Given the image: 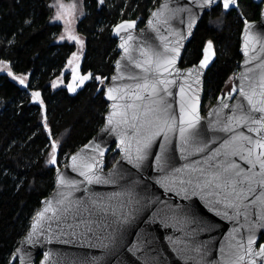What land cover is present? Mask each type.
Returning a JSON list of instances; mask_svg holds the SVG:
<instances>
[{
    "label": "water",
    "instance_id": "obj_1",
    "mask_svg": "<svg viewBox=\"0 0 264 264\" xmlns=\"http://www.w3.org/2000/svg\"><path fill=\"white\" fill-rule=\"evenodd\" d=\"M252 1L261 4V11L257 21L248 22L251 25L248 34V56L246 57L243 51L244 24L239 37L241 60L238 71L231 81L230 90L225 96L220 94L205 114L202 113L204 79L207 70L216 59L214 47V54L208 66L203 69H200L199 65L204 58V48L208 42L196 64L181 67L180 61L204 14L213 6L221 5L224 9L223 0H215L203 8L197 5L196 0H160L142 26L138 25V20L128 19L112 27L111 34L117 40L118 55L113 62V72L103 88V99L108 104L103 122L97 132L70 154L62 166H58L57 163L51 164L54 168V188L42 199L10 263L17 261V264H219L222 249L227 259H234L236 254L247 251L249 229L244 216L233 217L231 209L217 203L218 199H223L226 195L220 189L196 187L199 173L193 170L201 167L208 170L210 164L214 165L216 161L224 159L223 156H218L216 161L208 159L214 151L221 149L224 140L231 135L221 131V125L217 123L232 115L230 108L221 106L228 104L231 107L241 102L247 107V101L240 96L239 86L242 82L247 85L248 81H242L241 76H257L258 66L264 63V0ZM237 2L238 0H235V3L229 5V9L224 10L236 8ZM164 3L168 4L169 9L191 8L192 14L197 17L191 30L188 28L187 11L165 10L164 17L167 18V23H156L152 13L160 10V5ZM149 20H153L151 27ZM126 21H134L135 27L123 30L117 35L115 27ZM129 35L134 39L128 40ZM181 37L183 39H180ZM177 41L180 54L176 58V64L169 70L171 75L164 73V76L174 83L168 86L171 95H166L164 99L171 106L170 112L178 118L181 87L184 88L186 96L195 95L198 98L197 111L200 120L193 130L196 134L195 142L185 148L178 130L169 133L167 141L161 134L155 137L151 147L146 150L145 159L137 166L135 162L137 145L131 136L132 130L126 129L128 136L126 143L122 145L120 143L122 132L111 131V126L106 120L113 111L111 107L113 103L123 104L132 101L129 97H125L124 100H108L107 89L109 87L118 89L119 91L113 93L114 96H120L122 92L131 94L137 91L135 84L143 81L130 80L129 76L133 74L142 76L143 73L130 62L128 56L135 60H143L144 57L139 52L140 47H150L154 51L162 52L166 45L175 47ZM121 43H126L129 47L128 54L120 48ZM189 69L194 70L191 75ZM197 72L199 83H196ZM88 76L90 79L83 84H77V90L91 81L92 75ZM70 84H76L73 74L70 76ZM234 86L237 89L235 92L232 91ZM135 103L143 105L147 103V99ZM236 130L253 137L257 135L249 133L244 126H239ZM129 143L132 162H129L123 151ZM162 143L166 145L163 153L160 147ZM97 146L103 151L102 156L100 151L95 150ZM198 146H203L204 150L199 151ZM111 151L117 154V158L110 167H107L106 159ZM78 153L84 158L95 157L99 161L95 172L102 178V182L88 184L79 175V171L72 168L71 157ZM157 156L162 157L160 162L157 161ZM231 160L245 170L249 167L239 155L231 157ZM58 174L68 181H75V187L58 185ZM181 179L185 182L181 183ZM189 179L193 181L191 184L187 183ZM69 202L70 211L66 212L65 208L69 207ZM46 208L49 211L45 212ZM225 211L228 212L227 216L224 215ZM37 213H43V217L34 220ZM250 219L255 221L256 217L252 216ZM34 222L38 227L29 241L28 235ZM255 233L257 239L252 247L254 252L258 253L260 247L258 243L264 236V228L256 229ZM240 244L244 245L243 250L240 249ZM249 259H255L256 264H264V259L259 256L251 258L245 256L242 264H249Z\"/></svg>",
    "mask_w": 264,
    "mask_h": 264
},
{
    "label": "trees",
    "instance_id": "obj_2",
    "mask_svg": "<svg viewBox=\"0 0 264 264\" xmlns=\"http://www.w3.org/2000/svg\"><path fill=\"white\" fill-rule=\"evenodd\" d=\"M50 2L0 0V61L9 63L13 76L25 79L22 87L9 71L0 73V264H17L10 263L11 257L42 199L54 188V168L48 163L53 142L57 164L62 166L103 122L108 107L103 88L118 55L112 27L128 19L142 26L160 0H104L103 4L83 0V16L75 29L83 40L78 68L92 79L74 91L68 87V61L76 45L57 41L62 26L52 22ZM259 13L260 5L239 0L237 8L229 11L213 6L199 22L180 66L196 64L205 44L213 43L216 59L204 79L203 114L237 73L241 29L245 20H257ZM34 91L40 93L39 100L33 99ZM116 158L111 151L107 167Z\"/></svg>",
    "mask_w": 264,
    "mask_h": 264
},
{
    "label": "snow or ice",
    "instance_id": "obj_3",
    "mask_svg": "<svg viewBox=\"0 0 264 264\" xmlns=\"http://www.w3.org/2000/svg\"><path fill=\"white\" fill-rule=\"evenodd\" d=\"M215 0H196L199 7L203 8L205 5H210L214 3ZM103 4L104 0H100ZM235 3V0H223L224 9H229V5ZM50 7H56L57 11L55 14V20H62L66 25L65 32L67 39L76 41L77 44H82L83 42L73 34L71 28L69 27L72 23V17L74 15L76 5L64 4L62 0H57V3L50 5ZM165 10L169 12L176 11H187L189 13V24L188 28L191 30L192 26L195 24L197 17L192 14L191 8L187 9H169L168 4L164 3L160 5V10L153 12L152 17L156 18V23H167V18L164 17ZM164 17V19H161ZM153 25V20H149V26ZM135 27L134 21H126L117 25L114 29L115 33H119L126 29H132ZM251 25L245 20V35H244V45L243 51L245 56H248V34ZM65 37L62 35L60 37L63 40ZM134 39L133 36L129 35L128 40ZM180 39H183L181 37ZM120 48L123 49L125 54L129 53V47L126 43H121ZM140 55L144 57L143 60H135L133 57L128 56L130 62L135 64L137 69H141L143 75L137 76L136 74L130 75V80H142V83H136L135 88L137 91L129 94L128 92H122L120 96H114L113 93L119 91L116 88L109 87L107 89V99L111 101L124 100L125 97H129L132 101L131 103L117 104L113 103L111 105L113 111L106 117L107 124L111 126V131L122 132V138L120 143L123 145L126 143V137L128 132L126 129H131V136L136 142V155L135 162L139 166V162L143 161L147 155V149L151 147L155 137L163 134L165 141L168 140L169 133H175L177 130L179 132V138L185 148L193 145L195 142V135L193 130L199 123L200 117L198 115V98L193 96H186L185 90L181 87V102H180V115L177 118L170 112V105L166 102L164 97L166 95H171L169 91V85L174 83L164 76V73H170V69L176 64V58L180 54V46L177 41L175 47L165 46L164 50L154 51L150 47H140ZM213 43L209 41L204 48V58L200 61V69L208 66L209 60L213 55ZM78 59L75 53H73L72 59L68 61L72 64L73 60ZM0 64H4V61H0ZM78 65L72 68L73 80H78L80 84L84 81L90 79V76L84 75L80 76L77 73ZM259 73L257 76H247L242 75L241 80H247L248 83L245 85L243 82L239 86L240 96L247 101V107L238 102L231 107L228 104H223L222 108H230L232 115L227 116L224 121H218L221 125L220 130L225 133H231L228 139L224 140L221 145V149H217L212 153L208 159L210 161H216L218 156H223V160H218L216 163L210 164L209 169L197 168L193 171L199 173L196 180V187L201 189L214 188L220 189L222 192L226 193L223 199H218L217 203H222L226 209L232 210L233 217L244 216L246 225L249 229L248 237V247L246 252H241L235 255L234 259H227L224 257L223 249L221 261L219 264H242L245 256L249 258L253 256H259L264 259V244L259 247V252L256 253L253 250V244L255 243L257 237L255 230L258 228H264V63L258 66ZM193 69H189V74L193 73ZM252 71V70H249ZM9 76H13L11 71L8 72ZM13 79H18L20 84L25 83L24 78L13 76ZM97 81L102 82V77H95ZM115 80V77H113ZM196 83H199V72L196 73ZM52 87H56V83L53 82ZM69 91H74V85L70 84ZM237 89L234 86L232 91L235 92ZM163 93V95H161ZM146 94V95H145ZM34 100H39L40 93H32ZM147 103L141 105L135 103V101H145ZM129 110H131V116H129ZM124 126V128H122ZM239 126H244L247 128L249 133H256L255 137L251 135H245L242 131H237ZM52 154L48 160L49 164H56V150L57 143L52 144ZM161 152L166 150V145L161 144ZM100 151V155H103V151ZM199 151H203V146H198ZM124 154L132 162L133 157L131 154V144H128L124 150ZM239 155L240 159L245 161L249 165L248 169L245 170L239 164L231 160V157ZM72 168L79 171V175L87 181L88 184L93 182L100 183L102 178L96 174L95 167L99 161L95 157L84 158L81 154H76L71 157ZM162 160L161 156H157V161ZM91 161V162H90ZM215 168L216 171L211 169ZM258 168V170H257ZM176 171H182L181 169H176ZM107 182V181H104ZM181 183L185 181L181 179ZM193 181L189 179L187 183L191 184ZM57 184L68 188L75 187V181H68L57 175ZM220 195V193H216ZM51 204V202H49ZM49 209H45V212ZM65 211H70L69 207L65 208ZM53 214L55 211L53 210ZM224 215L227 216L228 212L225 211ZM255 216V221L250 218ZM43 217V213H37V217L34 220H39ZM37 223L34 222L31 226L32 231L29 232L28 239L32 240L33 235L37 230ZM75 235V233H73ZM240 249H244V245H239ZM249 264H256L255 259H249Z\"/></svg>",
    "mask_w": 264,
    "mask_h": 264
},
{
    "label": "rangeland",
    "instance_id": "obj_4",
    "mask_svg": "<svg viewBox=\"0 0 264 264\" xmlns=\"http://www.w3.org/2000/svg\"><path fill=\"white\" fill-rule=\"evenodd\" d=\"M62 2L64 4H75L76 7H75V11H74V15L72 17V23L71 25L69 26L71 28V31L73 32L74 35H76L82 42V37L79 36L77 33H76V24H77V21L83 16V0H62ZM57 3V0H51L50 2V5H54ZM53 9V16H52V22H55V23H58L62 26V32L60 33V35L58 36L57 38V41L58 42H69V43H73L76 45V56L78 57V59H75L73 60L72 64H75L82 56V52H83V43L82 44H77L76 41L72 40H68L67 39V35H66V32H65V28H66V25L64 24V22L62 20H55L54 17H55V14H56V11H57V8L56 7H52ZM64 35V39L61 40L60 37ZM10 70V65L8 62H4V64H0V73H3V72H8ZM26 79L28 77H25ZM233 77L228 79V81L226 82V85H225V90L228 89V91L230 90V84H231V81H232ZM52 154V153H51ZM50 154V156H51Z\"/></svg>",
    "mask_w": 264,
    "mask_h": 264
},
{
    "label": "flooded vegetation",
    "instance_id": "obj_5",
    "mask_svg": "<svg viewBox=\"0 0 264 264\" xmlns=\"http://www.w3.org/2000/svg\"><path fill=\"white\" fill-rule=\"evenodd\" d=\"M239 1V0H238ZM253 2V1H252ZM256 4V3H255ZM237 5H238V2H237ZM257 5H260V11H261V4H257ZM236 8H237V6H236ZM233 9H235V8H233ZM232 10V9H231ZM226 11V10H225ZM259 16H260V13H259ZM259 19V18H258ZM257 19V20H258ZM257 20H254V21H257ZM248 22H253V21H248ZM244 24H245V22H244ZM243 24V25H244ZM78 63H79V60L75 63V64H68V70L71 72V74H73L72 73V68L73 67H75L76 65H78ZM77 73H78V75H80V76H82V74L80 73V70H79V68L77 69ZM79 83V81L78 80H76V84H74V87H76L77 86V84ZM229 91H228V89H226L225 90V87H224V89L222 90V92L220 93V94H222L223 96H225V94H227ZM261 244H264V243H260V241H259V243H258V247L261 245Z\"/></svg>",
    "mask_w": 264,
    "mask_h": 264
}]
</instances>
